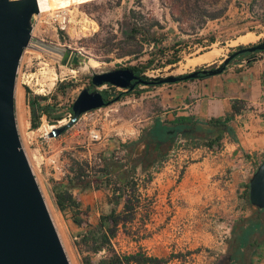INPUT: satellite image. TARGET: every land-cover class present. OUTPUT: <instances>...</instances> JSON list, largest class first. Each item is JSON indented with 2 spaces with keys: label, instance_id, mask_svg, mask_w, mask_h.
<instances>
[{
  "label": "crops",
  "instance_id": "0c3cea01",
  "mask_svg": "<svg viewBox=\"0 0 264 264\" xmlns=\"http://www.w3.org/2000/svg\"><path fill=\"white\" fill-rule=\"evenodd\" d=\"M147 92L126 94L121 103L128 104V112L117 106L116 113L104 118L105 129L114 131L115 136L106 132L108 136L101 143L91 144V162L103 145V155L119 153L124 167L129 166L144 145L138 144L127 157L122 144L137 140L155 118L171 122L182 117L203 123L229 112L232 99L247 104L229 122L233 137L225 132L220 146L192 145L178 135L159 162L148 167L137 165L135 177L140 182L143 205L133 221L119 228L113 238V243H120L121 253L141 251L168 259L166 264H213L224 252L235 220L246 209L240 197L243 185L253 166L264 159V56L246 65L236 60L219 74L167 83ZM145 109L144 117L141 111ZM54 178L61 177L55 172ZM112 207L104 190L91 188V225L97 223L101 212ZM121 207L118 205L117 210ZM69 225L74 227L75 237L86 229L71 220ZM263 260L264 245L257 262Z\"/></svg>",
  "mask_w": 264,
  "mask_h": 264
},
{
  "label": "rangeland",
  "instance_id": "374dc122",
  "mask_svg": "<svg viewBox=\"0 0 264 264\" xmlns=\"http://www.w3.org/2000/svg\"><path fill=\"white\" fill-rule=\"evenodd\" d=\"M50 1L51 9L33 16L32 37L20 58L15 88L16 122L22 146L32 166L70 264H82L83 254L78 251L75 244L76 231L73 226L69 225V212L62 213L56 207L50 180H56L54 178L55 172L58 173L59 177H63L72 158L87 160L91 165L100 162L103 145H99L101 151L96 154L97 156L91 162V144L101 143L108 136L105 134L106 132H109V136L110 134L114 135V131L105 129L104 118L111 112L116 113L117 106L123 107L122 110L128 112V104L126 102L121 103L126 94L118 101H112L100 108L81 114L63 133L56 137H49L48 133L53 126L68 122L72 115L67 110L65 117L57 124L50 125L45 119H42V123L38 128L30 129L29 109L24 101L23 86L27 85L33 93L46 94L54 90L58 80L73 79L77 82V86L65 98L59 96L64 105L70 106L79 91L86 86H90L89 81L92 73L102 72L110 68H122L137 61H145L149 58L148 53H144L135 60L131 59L130 56L118 58L115 52H106L108 45L105 44V39L112 36V33L117 34L118 37L121 36V33L117 31V26L120 24L122 29L126 30L125 15L131 8L140 9L146 15L157 18L163 24L164 27L159 32L166 35V39L162 43V46L166 48V53L162 56L161 62L175 53L180 57V60L175 64L147 70L145 74L148 77L170 73L177 74L178 72L184 73L201 67H215L228 53L236 50L237 46L264 40V22H261L259 17L256 16L258 14L256 7L255 14L249 11L251 0H231L226 13L221 18L210 20L201 29H198L197 33L189 34L180 32L177 24L171 19L168 7L169 0ZM63 1L65 2L62 3ZM183 26L188 32H191L186 23ZM245 33H253V39L246 43L238 42V37ZM94 34H97L96 38H93ZM210 36L214 38L212 43L208 42ZM66 47L84 53L88 60L72 67L62 65L60 62L61 51ZM214 48L219 49L220 52L211 61L205 63L191 62ZM233 62H236V59ZM172 66H174V70H171ZM165 84L167 83L155 86L140 84L137 87V91L140 92L138 95L148 93L147 91H155L156 88ZM106 88L109 98H112L114 93L123 90ZM130 94L138 96L135 92L127 95ZM132 111L135 112V109H132ZM132 111L130 110V112ZM147 111L146 109L141 111V115L145 117ZM45 129L47 133H45ZM92 130L99 133V139L92 138ZM50 156L60 166L53 165L51 159L45 162V158ZM116 156L120 158L119 153ZM75 191L79 196L81 195L80 199L85 207L90 208L91 189L84 191L75 189ZM80 192H84V198L82 193L79 194ZM89 211L91 222V208ZM256 211V207L247 204L242 217ZM260 213L263 214L262 217L264 218V212L260 211ZM127 230L129 234L134 233L132 229ZM112 245L117 252L121 253L119 242H114ZM226 248L227 243L222 253L226 252ZM103 255L104 252L96 253L93 256L95 263ZM254 257L256 260L253 264H264V260L257 262L256 254H254Z\"/></svg>",
  "mask_w": 264,
  "mask_h": 264
},
{
  "label": "trees",
  "instance_id": "16d2710c",
  "mask_svg": "<svg viewBox=\"0 0 264 264\" xmlns=\"http://www.w3.org/2000/svg\"><path fill=\"white\" fill-rule=\"evenodd\" d=\"M231 0H169V15L177 24L182 33H197L206 22L221 18L227 11ZM261 22H264V0H251L249 11L255 14ZM126 30L121 25L117 31L105 39L108 45L106 52H115L116 57L130 56L138 59L144 53L149 54L145 61H137L128 64L136 73H144L149 69L164 67L175 64L180 57L175 53L161 62L166 48L162 46L166 35L161 33L163 24L150 15H146L140 9L131 8L125 15ZM189 26L188 32L184 24ZM101 25V23L99 22ZM102 27V25H101ZM94 34L93 38H96ZM200 42V40H199ZM208 42H214L213 36ZM239 45L236 49L244 47ZM253 53H242L236 57L237 61L249 58ZM161 57V58H160ZM251 62V61H250ZM248 62V64L250 63ZM203 68V67H201ZM201 75L200 77H206ZM150 86L160 85L159 80L144 78ZM194 78L182 79L180 81L193 80ZM178 82V81H177ZM90 83V81H89ZM77 86L73 79L58 80L54 90L46 94L33 93L27 85H24V101L29 109V128H38L42 119L50 125L57 124L65 117L66 111L72 115V104L64 105L59 96L65 98L70 91ZM137 86L133 89L121 90L108 96L106 101H118L124 94L135 92L138 95ZM246 102L242 99L231 100V110L221 117H211L206 122L192 121L189 118H177L174 121H161L153 119L149 128L141 131L137 140L123 143L126 148V156L137 149L142 143L143 149L139 155L134 157L132 163L124 167V162L118 158L114 151L108 156L100 154V162L91 165L87 160L72 158L70 165L59 180L51 179L54 194V203L62 213L69 212L70 220L79 227H86L84 231L76 235L75 244L78 251L83 254L82 264H166L168 259L147 256L141 251L132 253H119L113 248L112 239L117 235L119 228H125L126 224L132 222L140 205H143L139 184L135 177L136 166L141 167L159 162L171 147L173 139L183 135L192 142V145H204L209 148L220 146L221 139L226 132L233 137L229 122L235 115L246 108ZM65 131V130H64ZM63 131V132H64ZM62 132V133H63ZM240 193L241 199L249 204L248 183L243 185ZM101 189L107 194V201L113 205L110 211H103L98 217L95 225L89 221V208L82 205L81 199L75 189L84 191L86 189ZM147 202V201H146ZM122 205L117 210L118 205ZM145 207L146 204L144 203ZM263 209H258L245 217L235 220L229 236L226 238V252L218 254L213 264H253L254 254L259 258V249L264 245V218ZM104 252V255L95 263L93 256Z\"/></svg>",
  "mask_w": 264,
  "mask_h": 264
},
{
  "label": "water",
  "instance_id": "95a60500",
  "mask_svg": "<svg viewBox=\"0 0 264 264\" xmlns=\"http://www.w3.org/2000/svg\"><path fill=\"white\" fill-rule=\"evenodd\" d=\"M39 13L37 0H0V264H70L27 154L22 146L15 113L16 77L20 58L32 37V18ZM253 53L241 65L264 56V40L228 53L215 67L148 77L130 67L94 72L90 86L82 88L72 102L68 122L53 126L49 137L60 135L81 114L109 104L107 88L133 89L146 84L144 78L160 83L215 75L242 53ZM88 57L66 47L60 62L77 66ZM174 66L171 70H174ZM249 203L264 208V159L248 180Z\"/></svg>",
  "mask_w": 264,
  "mask_h": 264
},
{
  "label": "bare ground",
  "instance_id": "6f19581e",
  "mask_svg": "<svg viewBox=\"0 0 264 264\" xmlns=\"http://www.w3.org/2000/svg\"><path fill=\"white\" fill-rule=\"evenodd\" d=\"M37 1H38V6H39V12L47 11V10L51 9V7H52L50 0H37ZM64 2L65 1H63L62 3H64ZM253 37H254L253 33H245V34L238 37V42L241 41V42L246 43V42L252 40ZM219 52H220L219 49L214 48L210 52L208 51V53L201 55L200 57L192 60L191 62L192 63L209 62L212 59H214L219 54Z\"/></svg>",
  "mask_w": 264,
  "mask_h": 264
},
{
  "label": "built area",
  "instance_id": "2783aa9c",
  "mask_svg": "<svg viewBox=\"0 0 264 264\" xmlns=\"http://www.w3.org/2000/svg\"><path fill=\"white\" fill-rule=\"evenodd\" d=\"M51 127V126H50ZM45 133H47V130L45 129ZM91 136H92V138L93 139H99L100 138V135H99V133L97 132V131H95V130H92L91 131ZM51 163L53 164V165H59L58 164V162L54 159V158H52L51 160ZM260 163H258V164H256V165H254L253 166V169L251 170V172H250V174H249V176H248V180H249V178H250V176L253 174V172L256 170V168H257V166L259 165ZM60 166V165H59ZM137 179V178H136ZM248 180H247V182L246 183H248ZM138 181V180H137ZM138 184H139V186H140V182L138 181ZM244 212H242V214H243ZM242 216V215H241ZM76 238V237H75Z\"/></svg>",
  "mask_w": 264,
  "mask_h": 264
}]
</instances>
